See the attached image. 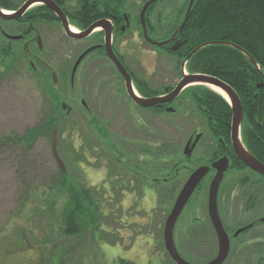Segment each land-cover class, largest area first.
Segmentation results:
<instances>
[{
	"label": "rangeland",
	"instance_id": "374dc122",
	"mask_svg": "<svg viewBox=\"0 0 264 264\" xmlns=\"http://www.w3.org/2000/svg\"><path fill=\"white\" fill-rule=\"evenodd\" d=\"M78 1L62 2L70 10ZM146 1L126 0L127 6L122 11L130 15L131 26L117 38L114 48L140 84L152 93L162 94L161 85L181 80L182 66L167 50L144 41L139 16ZM14 2L22 5V0ZM185 5V0H158L148 15L149 36L165 37L176 25ZM3 27L13 35L33 31L31 25L3 24ZM34 29L42 39L43 50L31 49L57 74L55 91L62 103L74 109L72 115L63 117L60 126L57 125L58 151L67 169L64 175L71 180L67 189L61 187L51 137L36 142L29 154L28 171L20 167L16 154L0 152V264H55L57 260L61 264H120V260L133 264H174L165 253V223L190 174L208 162V148L213 141L205 123L199 121L194 98L184 94L173 105L175 114L155 115L138 108L126 95L124 81L116 69L104 55L97 53H91L80 66L71 93L70 73L77 58L86 48L104 42V38L80 43L71 40L55 22L35 23ZM11 42L0 41V140L24 136L55 116L41 69L38 67L35 75L22 55V45ZM7 51L11 65H6ZM81 99L88 108L82 106ZM96 120L105 126L109 134L105 144L110 145H95L101 137L96 124L91 127ZM198 128L206 135L188 159L183 150ZM88 137L93 139L92 148ZM161 144L170 146L165 160L147 153ZM244 176L252 175L233 169L224 180L220 203L222 207L224 202L230 212L234 202L242 201L237 182ZM211 180L209 176L200 193L187 205L175 229L178 250L194 264L214 259L203 256L206 248H194L190 236L192 226L207 218ZM73 187L92 191L99 216L94 231L79 238H68L61 231L62 213ZM198 204L204 205L201 208ZM210 244L216 246L213 241ZM227 264H236V258L231 257Z\"/></svg>",
	"mask_w": 264,
	"mask_h": 264
},
{
	"label": "trees",
	"instance_id": "16d2710c",
	"mask_svg": "<svg viewBox=\"0 0 264 264\" xmlns=\"http://www.w3.org/2000/svg\"><path fill=\"white\" fill-rule=\"evenodd\" d=\"M26 1L28 0H22V5ZM53 1L64 7L63 0ZM185 2L186 5L176 25L164 38L167 39L174 34L181 25L189 5V0H185ZM21 6H17L14 0H0V7L5 11L15 12ZM126 6V0H103L100 2L98 0H79L75 8L70 10L66 9V15L74 27L78 28L80 31H86L95 22L103 19L113 20L117 17L121 23H125L124 15H127L131 21L130 15L122 11ZM152 9L153 7L147 14L148 28L150 27L148 15ZM41 22H58V19L45 6H40L31 10L20 21L7 22L0 18V41L6 43L11 41L7 40L2 33H7L4 30L3 24L32 25L33 31L30 33L23 30L14 34L15 36L24 37L22 41L15 43L22 45V55L31 71L36 75L38 67L41 69L42 75L44 76L45 88L47 92L50 93L53 107L55 108V116L53 115L49 123H45L28 131L24 136L14 135L0 140V152L16 154L19 158L18 160H20V167L26 171H28L27 168L30 165V161H28L30 160L29 154L33 151L36 142L42 137L52 138L54 126H60V120L62 117L66 116V113L62 111L60 106L61 96L55 91V87L52 81L49 80V76L44 73L41 65L31 56L27 55L24 50L26 41H29L31 54L40 59L31 48L35 47L38 49L35 40L36 34L34 31V24ZM129 28L130 27H128L127 30ZM118 32L120 35H124V33L121 34L120 28L117 27V33ZM164 38H162V40ZM178 38L183 40V42L181 41L183 46L180 50L177 52H171L167 49L164 50L168 51V55L178 58V63H180L181 66L197 48L208 43L220 42L229 43L241 48L258 63L260 71H258L252 62L237 49L218 44L205 47L194 55L188 62L187 70L193 75L201 74L217 78L234 89L241 99L244 109V144L255 157L264 161V87L260 90L258 89L260 84H264V0H196L190 19ZM7 55V59L5 60L7 62L6 65H11L12 59L9 51H7ZM103 55L106 57L105 53ZM32 64H34L36 68L33 67ZM137 82V90L142 97L154 98L157 95H161V93L156 91L154 93H152V90L148 91L144 85L140 84L139 81ZM189 90L192 91V93H190L198 105L207 108L209 103L212 106L208 108L209 116L214 120L212 123H219L221 128L219 133H215V135L230 144L232 110L228 102L223 97L204 87H193L192 90ZM70 91L72 93L71 88ZM95 122L97 123H91V127L96 124V131L101 134L99 144L96 143L95 145H98V147L110 145L105 144L109 141V134L105 126L98 123V120ZM87 140L90 141L89 148H92L94 145L92 142L93 139L91 141V138L88 137ZM169 148V145L161 144L159 147L154 146L151 148L153 152L148 150L147 153L154 155L155 158H164V155L169 152ZM99 158L102 159L104 157ZM234 158L237 165H240L243 169L246 168L236 157ZM165 159L166 158H164V160ZM59 171L62 177L61 187L67 189L71 179L67 174L64 175L60 169ZM257 176L260 178L258 181L253 180L251 177H247L240 181V187H242L240 191L242 192L243 198L250 203L258 202L261 197V193L256 190V188L263 186L261 181L262 177L259 175ZM74 188L75 187H73V189ZM73 189H69V202L62 213L61 231L62 234L68 238H79L85 232L92 233L94 231L95 225L97 224L96 220L99 216H97L96 202L91 197L92 191L89 188L84 189L82 187L77 188L78 191L76 189L73 191ZM26 194H28V192ZM195 196L197 195L195 194L192 199H194ZM165 253L167 255L166 250ZM180 254L184 259L191 262L183 253L180 252ZM55 264L61 263L57 260ZM120 264H133V262L120 260Z\"/></svg>",
	"mask_w": 264,
	"mask_h": 264
},
{
	"label": "water",
	"instance_id": "95a60500",
	"mask_svg": "<svg viewBox=\"0 0 264 264\" xmlns=\"http://www.w3.org/2000/svg\"><path fill=\"white\" fill-rule=\"evenodd\" d=\"M157 2L158 0H148L144 4L140 12L139 19H140V25L143 31L144 40L148 44L154 47L164 48L167 45L171 44L172 42H175L178 36L183 32V30L185 29L190 19L193 6L196 0H190L189 5L186 9L185 16L183 18V21L181 22V25L174 32L173 37L169 41H166V42H160L149 36V29L147 25V14L149 10ZM39 6H45L55 14V16L59 19L62 29L64 30L65 34L71 40L83 41L91 37L98 30H101L102 32H104L105 34V43H104L105 53L108 59L110 60V62L117 69L119 75L124 80L127 96L129 97L131 102L139 108L147 109V110L153 109V108L161 109L164 104H171L175 102L185 91L193 87H204V88L210 89L207 86H212L220 90L221 92H223L227 96L229 101L226 99L225 100L228 102L232 110L231 143H232V147L235 152V155L250 170L260 175L261 177H264V164L261 161H259L247 149V147L244 144V140H243L244 109H243V105H242L241 99L239 98L238 94L234 91V89H232V87H230L228 84H226L225 82L217 78L207 76V75H201V74L193 75L187 72L188 62L194 55H196L198 52H200L205 47H208L211 45H218V44L233 47L237 49L238 51L243 53L252 62V64L257 68L258 71H260V66L258 65V63L244 50H242L241 48L237 46L229 44V43L220 42V43L205 44L197 48L195 51H193L189 55V57L184 61L182 65V74H183L182 80L178 83L177 87L170 94L161 96V97L144 98L140 96L139 93L137 92L132 76L129 74V72L123 65V63L120 61L118 56L115 54V51L113 48L115 27L111 20L103 19V20L97 21L93 25H91L86 31L82 33H79V32L76 33L73 30L74 27L70 23L68 16L60 8V6L53 0H28L17 11H15L16 13H10V14L6 13V11L0 7V18L7 22L20 21L34 7H39ZM124 17L127 22V25H129L130 23L129 17L127 15ZM124 30L125 28L123 27V31ZM4 36L6 39L12 42H19L24 39L23 36H11L6 33H4ZM35 40L37 42L39 50L42 51L43 42L37 32H36ZM29 45H30L29 42H27L24 45V50L27 53V55L31 56L38 64L41 65V68L43 69L44 73L48 75L49 80L52 81L53 86L58 85L59 78L57 74L51 68H48L39 58L31 54ZM181 47H182V43L176 42V45L172 47V52H177L178 50L181 49ZM97 49L98 47L92 48L86 51L76 61L72 69L71 79H70V84H71V88L73 91H74V86H75L76 75L78 73L80 66L87 60L89 55L95 52ZM32 65L33 67H35L34 64ZM263 87H264V84L262 83L258 86V89L260 90ZM60 106H61L62 111L66 113V116L69 117L73 111L72 107H70L65 102L63 103L61 102ZM82 106L84 107L86 106L85 108H87L85 100L82 101ZM172 112H174L173 109L168 110V113H172ZM201 138H202V135H198V136L192 137L188 141V143L186 144L183 150V154L186 158L190 159L193 157V154ZM51 140H52V151H53L54 158L61 172L64 174L66 173L67 169L58 151V128L56 125L53 128ZM211 169H215L217 173L214 179L212 180L210 188H209V196H208L209 214H210V218L212 220L213 226L218 235L219 254L216 258H214L213 260L205 264H224L229 257L230 240H229L228 235L223 229L220 216H219V211H218L219 190L221 188V185L225 178L226 173L230 170V161L227 157H224L221 160L212 164V166H201L198 169H196L191 174V176L188 178L185 185L181 189L178 197L176 198V201L165 223L164 239H163L165 250L175 264H194L192 262L187 261L181 256L178 250V247L176 245V241H175V229L188 203L192 199L193 195L195 194L196 190L199 188L203 180L208 176Z\"/></svg>",
	"mask_w": 264,
	"mask_h": 264
},
{
	"label": "flooded vegetation",
	"instance_id": "af4514ba",
	"mask_svg": "<svg viewBox=\"0 0 264 264\" xmlns=\"http://www.w3.org/2000/svg\"><path fill=\"white\" fill-rule=\"evenodd\" d=\"M189 2H190V0H189ZM60 8L65 12V14L67 13L66 8H64L62 6H60ZM49 11H51V10H49ZM124 16H126V15H124ZM111 21L115 27L114 28L115 29L114 40H113V47H114L117 38L121 36L119 32L117 33V27L120 28L121 34L125 33L127 28L131 26V21L129 18V21H130L129 25H127L126 20H125V23H121L117 17ZM55 23H57L58 25H61L59 19H58V22H55ZM123 27L125 28L124 31H123ZM149 33H150V29H149ZM173 35L174 34L169 36L167 39L163 37L164 38L163 40L159 39V38H154V39L158 40V41L162 40L160 42H166V41H169L173 37ZM100 37L104 38V40H105V34L102 33L99 36H98V34H94L86 40L77 41V42L81 43V42L93 41L94 39L100 38ZM181 41L183 42V40L177 38L175 42H172L171 44L167 45L163 49H167L168 51L172 52V47H174L176 45V42H181ZM104 43L105 42H102L99 44H94V45L86 48L82 53H80L79 57L82 54H84L86 51H88L92 48H96V47H98V49L93 53L103 55L105 53ZM182 46H183V44H182ZM114 51H115V48H114ZM115 54L118 56L120 61L123 63V65L125 66V68L129 72V74L132 76L135 87L137 88L138 82H137L136 78L131 73V71H129V68L126 66L122 57L119 56L116 53V51H115ZM78 58H77V60H78ZM111 65L113 66L112 63H111ZM116 71H117V69H116ZM71 73H72V71H71ZM71 73H70V77H71ZM117 73H118V71H117ZM180 76H181L180 79L182 80V76H183L182 69H181V75ZM180 81H177V83H174L173 85H167V84L161 85L164 92L162 91L163 93L161 95H157L155 97H161V96H165V95L170 94L177 87V85ZM191 90H192V88H191ZM125 92H126V90H125ZM190 92L192 93V91H190L188 89L175 102H173L171 104H164L161 109H156V108L154 109L153 108L149 111H151V113H153L155 115H161L163 113H168V110L173 109V111H174L173 114H175L176 110L173 108V105L177 101H179V99H181V97L184 96V94H186V93L191 94ZM83 100L84 99H81V103ZM194 101H195V99H194ZM86 105H87V103H86ZM194 105H195L194 107H196L195 109H197L196 110L197 112L196 111H194V112H196L199 115V121H202L205 123V128H207V133H210V135L212 136L211 139L213 140L210 147L208 148V158H207L208 162L204 165H201V166H212V164H214L215 162L221 160L224 157H227L230 161V170L226 173V175L229 172H231L233 169H236L238 171H248L252 176L256 177V179L255 178L254 179L252 178V179L255 181H258L260 179L257 176L258 174L256 175L255 172H253L246 165H244L238 159V157L235 155V152L233 150L232 143H231V132H230V144L225 142L222 138H218V136L215 135V133H219L221 128H220L219 123H212V121H214V120H212L213 118L209 116L208 108L209 107L211 108L212 106L208 103L207 108L202 107L201 105H198V103L196 101H195ZM72 110H74V109L72 108ZM60 123H61V121H60ZM132 123H136V122H132ZM139 123H141V122H139ZM144 123H147V122L144 121ZM222 126H223V123H222ZM198 135H202V138L200 139V141L197 145V148L202 143V141L204 140L206 133L202 132L201 129L198 128V130L196 132H194V134H192L191 137L189 138V140H190L192 137H195ZM188 141H187V143H188ZM234 157H236L237 160L240 161L246 168L243 169V168H241L240 165H237ZM256 158L264 164V161H262L258 157H256ZM201 166H199V167H201ZM195 170H193V172ZM216 173H217V171L215 169H211L208 176L203 180V182L201 183L199 188L196 190V192H195L196 195L200 193L201 188L204 185V183L206 182L207 178L209 176H212V180H213ZM191 174H190V176H191ZM226 175H225V178H226ZM247 177L248 176L240 177L237 184L240 186V181H242L243 179H245ZM225 178H224V180H225ZM262 179H264V177L261 178L263 186L256 188V190H258L261 193V197L259 198L258 202L250 203L248 201H245L243 198V195L241 194L242 201L234 202L233 203L234 205L229 207L231 209V212L226 207V204H224V202H222L223 204L221 207L220 193L223 191L222 189H223L224 180L222 182L221 188L219 190V197H218V211H219V216H220V220H221L223 229L226 232V234L228 235L229 240H230V254H229L227 261L224 264H227L231 257L236 258V264H264V180H262ZM212 180L210 181V185H211ZM210 185H209V188H210ZM240 189H242V187H240ZM194 195H193V197H194ZM208 196H209V189H208ZM189 204H190V202L188 203V205ZM200 205L201 204H198V207H200ZM202 205H204V204H202ZM202 205H201V208H202ZM206 209H207V218L202 220V221L199 220L197 222L196 226H194V225L192 226L191 231H190V236H191L194 248H196V247H199L201 249L206 248V249H204V251H207V252H202L203 256L216 258L219 254V239H218V235L216 233V230L213 226L212 220L210 218L208 201L206 204ZM199 241H204V242H206V244H202L203 245L202 246V245H200L201 243H199V245H197V242H199ZM212 241L215 242L216 246H214V245L212 246L210 244ZM193 255H196V254H193Z\"/></svg>",
	"mask_w": 264,
	"mask_h": 264
},
{
	"label": "bare ground",
	"instance_id": "6f19581e",
	"mask_svg": "<svg viewBox=\"0 0 264 264\" xmlns=\"http://www.w3.org/2000/svg\"><path fill=\"white\" fill-rule=\"evenodd\" d=\"M6 13H8V14H10L9 12H6ZM73 30H74V32H78V29H76V28H73ZM207 87H209L211 90H213L214 92H216V93H218L219 95H221L224 99H226V100H228V98H227V96L223 93V92H221L220 90H218V89H216V88H214V87H212V86H207ZM229 101V100H228Z\"/></svg>",
	"mask_w": 264,
	"mask_h": 264
},
{
	"label": "crops",
	"instance_id": "0c3cea01",
	"mask_svg": "<svg viewBox=\"0 0 264 264\" xmlns=\"http://www.w3.org/2000/svg\"><path fill=\"white\" fill-rule=\"evenodd\" d=\"M152 193H154V194H155L156 192H155V191H153Z\"/></svg>",
	"mask_w": 264,
	"mask_h": 264
}]
</instances>
